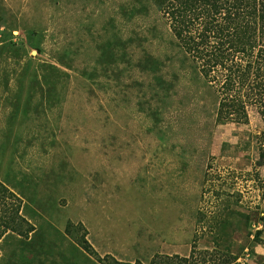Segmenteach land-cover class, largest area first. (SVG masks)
<instances>
[{"label":"rangeland","instance_id":"374dc122","mask_svg":"<svg viewBox=\"0 0 264 264\" xmlns=\"http://www.w3.org/2000/svg\"><path fill=\"white\" fill-rule=\"evenodd\" d=\"M170 37L137 0H0V181L37 229L0 264H82L67 221L100 257H264V110L217 121Z\"/></svg>","mask_w":264,"mask_h":264},{"label":"trees","instance_id":"16d2710c","mask_svg":"<svg viewBox=\"0 0 264 264\" xmlns=\"http://www.w3.org/2000/svg\"><path fill=\"white\" fill-rule=\"evenodd\" d=\"M137 1L140 11H147L150 4L167 25L172 54L182 56L187 65L182 70L194 71L201 86L213 94L217 121L246 122L248 106L264 110V0ZM263 163L264 143L260 142L257 164ZM8 194L12 193L0 181V239H28L37 229L17 209L7 210ZM64 231L87 251L82 264H144L110 254L100 257L85 238L81 222L67 221ZM195 236L187 255L155 253L148 264H244L230 246L221 247L216 239L210 248H197ZM255 240L264 243V238ZM258 264H264V257Z\"/></svg>","mask_w":264,"mask_h":264}]
</instances>
